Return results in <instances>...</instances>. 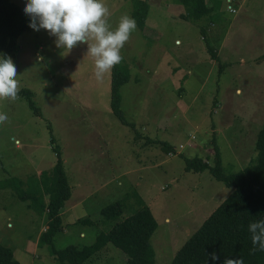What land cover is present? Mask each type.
I'll return each instance as SVG.
<instances>
[{
    "label": "rangeland",
    "instance_id": "rangeland-1",
    "mask_svg": "<svg viewBox=\"0 0 264 264\" xmlns=\"http://www.w3.org/2000/svg\"><path fill=\"white\" fill-rule=\"evenodd\" d=\"M12 1L24 12L27 0ZM136 1L102 0L110 30L122 16L134 19ZM142 1L149 5L145 27L136 22L120 62L130 71V81L120 89L121 110L134 128L113 112L112 70L96 78L87 44L70 51L58 48L56 37L32 28L17 41L12 61L19 90L33 93L40 116L25 98L0 99V114L7 116L0 123V243L12 249L15 259L26 253V264H61L49 246L40 244L47 213H38L30 201L2 185L17 178L27 189L30 178L41 180L58 161L55 148L71 187L61 212L64 230L54 238L56 249L93 244L110 228L102 208L121 202L124 219L142 201L158 224L151 238L158 264H171L233 190L209 169L187 172L186 159L201 157L213 166L216 144L224 173L231 174L257 158L264 124V0H207L211 11L197 22L182 19L185 8L173 0ZM192 59L203 67L193 79ZM221 64L226 65L222 73ZM150 140L167 142L173 150ZM78 202L87 212L79 219L95 225L74 221ZM126 261L110 244L87 264Z\"/></svg>",
    "mask_w": 264,
    "mask_h": 264
},
{
    "label": "trees",
    "instance_id": "trees-1",
    "mask_svg": "<svg viewBox=\"0 0 264 264\" xmlns=\"http://www.w3.org/2000/svg\"><path fill=\"white\" fill-rule=\"evenodd\" d=\"M173 1L185 8L186 13L180 16L185 20L197 22L211 11L207 0ZM148 13L147 2L142 0L135 2L133 18L142 30ZM29 23L30 17L19 5L12 0H0V52L3 53V58L10 57L13 60L18 39L31 29ZM225 66L220 65L221 73ZM129 81L130 71L127 65L119 63L112 68V110L124 125L134 128V124L125 119L121 110L120 89ZM18 96L27 99L35 114L40 116L30 90H19ZM213 142L216 143L214 139ZM158 144L173 150L167 142L160 141ZM54 150L58 153V161L51 172L43 173L41 180L30 178V187L27 189L23 187L24 182L17 178L8 179L2 184L11 188L19 199L30 201V206L38 213H47L48 227L40 237V244L49 246L51 254L61 264H87L110 244L127 256V264H158L151 244L158 224L150 208L142 201H139L141 208L124 219H121L124 212L121 202L105 206L101 214L104 223L110 226L109 230L104 229L93 244L81 249L75 245L56 249L54 238L64 230L61 212L71 197V187L61 154L58 149ZM256 150L257 158L254 162L245 169L231 174L224 173L220 149L216 144V159L213 166L201 157L186 159L187 172L200 173L209 169L218 181L233 190L181 246L171 264H224L227 259L242 260L243 264H264V251L259 250V245H253L248 230L250 223L264 220V124L258 134ZM78 224L95 225L87 218L79 219ZM211 253H216L219 259L213 261L210 258ZM0 264L21 263L15 259L11 248L0 243Z\"/></svg>",
    "mask_w": 264,
    "mask_h": 264
},
{
    "label": "clouds",
    "instance_id": "clouds-1",
    "mask_svg": "<svg viewBox=\"0 0 264 264\" xmlns=\"http://www.w3.org/2000/svg\"><path fill=\"white\" fill-rule=\"evenodd\" d=\"M24 13L30 17V28L46 30L56 37L58 48L70 51L80 43L87 44V55L94 58L98 80L121 62V49L137 29L136 21L125 15L118 27L110 30L109 9L102 0H27ZM89 40L94 42L90 44ZM18 84L17 67L11 58H0V99H19ZM6 120L7 116L0 114V123ZM248 230L253 245L264 251V220L250 223ZM210 258L219 259L216 253H211ZM224 264H243V261L227 259Z\"/></svg>",
    "mask_w": 264,
    "mask_h": 264
},
{
    "label": "crops",
    "instance_id": "crops-1",
    "mask_svg": "<svg viewBox=\"0 0 264 264\" xmlns=\"http://www.w3.org/2000/svg\"><path fill=\"white\" fill-rule=\"evenodd\" d=\"M203 38V37H202ZM176 42H179V41H176ZM180 46H181V44H180ZM184 54V53H183ZM186 54V53H185ZM190 64H191V66H190V69L191 70H189V73L191 74V79H193L194 78V76H195V74H197L199 71H201V70H203V67L201 66V67H199V64H198V60L197 59H192L190 62H189ZM194 67V68H193ZM213 69V64L211 65V69H209V70H207V72H206V76H205V79L207 80L208 79V77L210 76V74H211V70ZM190 79V82L191 81H193V80H191ZM196 82V81H195ZM201 88H202V86H201ZM200 91L201 90H199L195 95H194V97L191 99V103H193L197 98H198V95L200 94ZM175 93V92H174ZM181 95V94H180ZM175 97H176V102L177 103H179L180 104V101H181V96H179V95H177L176 93H175V95H174ZM191 105V104H190ZM189 105V106H190ZM79 203L80 202H78V203H76L75 204V206H74V211L76 212V214L78 215L77 217H76V219H74V221L76 222V221H78L79 220V218L80 217H83V216H85L86 214H87V212H86V210L84 209V207H82L81 205H79ZM64 209H66V208H64ZM70 221H73V220H70ZM67 224V223H66ZM97 237V236H96ZM56 238H58V235L56 236ZM96 240V239H95ZM27 255H26V253H23V254H20L19 256H17L16 257V260L18 261V262H22V263H25L26 264V261H27Z\"/></svg>",
    "mask_w": 264,
    "mask_h": 264
},
{
    "label": "built area",
    "instance_id": "built-area-1",
    "mask_svg": "<svg viewBox=\"0 0 264 264\" xmlns=\"http://www.w3.org/2000/svg\"><path fill=\"white\" fill-rule=\"evenodd\" d=\"M231 0H228V2H230ZM229 10L231 11V13H236L237 11L232 7L229 6ZM193 138V137H192ZM181 148H184L183 146H181Z\"/></svg>",
    "mask_w": 264,
    "mask_h": 264
}]
</instances>
